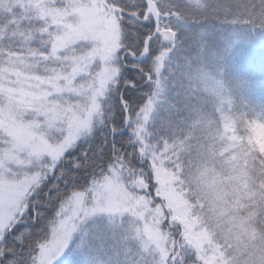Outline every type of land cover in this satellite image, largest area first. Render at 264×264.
Returning a JSON list of instances; mask_svg holds the SVG:
<instances>
[{
  "label": "rangeland",
  "instance_id": "obj_1",
  "mask_svg": "<svg viewBox=\"0 0 264 264\" xmlns=\"http://www.w3.org/2000/svg\"><path fill=\"white\" fill-rule=\"evenodd\" d=\"M188 1L196 4L194 9L203 14L211 7L208 0ZM25 2L32 5L27 12L30 19L23 25L31 39L23 45V55L16 62L5 64L6 57L0 56V71L7 76V79L0 80V183L19 182L38 171L32 160L36 155L41 159L49 155L57 148L61 135L68 134L73 105L92 102L89 110L82 114V123H86V127L81 131L79 146L86 147L90 141L96 140L98 125L109 116L102 118L98 114L107 109L106 106L101 108L95 97L101 88L105 91L116 88L115 81L103 76L105 69L111 71L110 62L95 57L85 59L81 55L86 52L89 42L80 40L61 51L63 45L58 39L68 30L54 26L52 15L40 18L41 13L49 14L53 8L64 9L69 0H56L54 5L52 0ZM85 3L103 9L110 40L121 44L117 53L119 66L122 69L125 65L133 68L137 64L155 67L158 82L152 84L153 97L139 113L127 106L123 97L119 100L112 96V100L118 101L116 108L125 114L124 129L114 132H125L126 139L121 142L135 146L134 150L130 149L133 154L137 149L148 162L145 171L148 178L140 176L138 181L131 175L130 166L113 164L88 179H80V185L74 188L82 219L86 217L88 227L98 234L105 231L119 237L125 251L140 260L143 257L150 259L152 264H178L184 257L197 262L193 264L258 261L264 254L261 251L264 245L253 225L257 218L253 212L255 192L249 184L248 157L244 150L245 140L250 138L249 142L264 154V123L250 124L244 133H240L228 112L231 97L222 84L221 72L217 77L210 70L192 66L187 70L189 76L184 77L182 99L178 97L174 101L192 104L194 99L206 96L218 109L219 125L206 129L193 146L190 141L184 143L186 136L180 133L182 129L178 128L176 117L171 113L173 102H166V64L149 59L151 43L148 39L155 36L166 42L169 39L164 34L168 25L165 18L169 15L157 8L153 0H144V6L154 4L157 8L159 31L153 34L157 27L154 13L149 8L140 21L145 24L134 26L133 23L139 21L125 18L123 12L111 6L108 0H85ZM232 3L242 13H249V19L254 16L250 8L245 10L243 0ZM95 10L84 8L81 12L95 19L92 16ZM223 11L227 12L224 7ZM74 19L75 16L68 18L69 21ZM237 36L238 33L231 41L233 47L244 41L243 36ZM4 45L8 46V43L5 41L0 47ZM128 46L133 47L131 49L138 47L136 52L129 53L130 59L125 54ZM20 50L12 48V51ZM146 50L148 56L144 58ZM147 79L151 81L150 76ZM10 90H16L11 102L8 99ZM103 99L101 94L100 100ZM109 130L106 134L114 140L115 134ZM117 140L120 139L115 138V142ZM117 146L112 141L109 149L114 152ZM203 147L208 151L202 152ZM142 158L136 162L140 167L145 163ZM132 159L136 161L134 155L129 158ZM68 187L60 185V191L71 193L73 186ZM40 198L43 199V194ZM45 209L40 207L39 211L44 213ZM50 213L48 208L45 215ZM27 219L29 222V217ZM162 225L167 231L162 230Z\"/></svg>",
  "mask_w": 264,
  "mask_h": 264
},
{
  "label": "trees",
  "instance_id": "obj_2",
  "mask_svg": "<svg viewBox=\"0 0 264 264\" xmlns=\"http://www.w3.org/2000/svg\"><path fill=\"white\" fill-rule=\"evenodd\" d=\"M153 1L157 8L169 15V18H165L168 25L164 31L169 39L166 42L160 36H155L150 44L149 59L155 63L159 60V62L166 64L164 68L166 69L164 72L167 79L166 85H168L166 102L168 104L173 102L170 106L171 113L176 117L178 128L182 129L180 133L183 132L186 136L184 143L190 141V145L193 146L203 136L206 129L217 128L219 125V115L216 112L218 109L213 101L206 96L202 95L198 100H196L197 98L194 99L192 104L187 101L186 103L184 101L182 103H178V100L174 101L178 97L182 99L181 95H184V77L189 76L187 70L192 66L201 67L206 71L210 70L217 77L221 72L222 84L231 97V108L228 112L232 116L234 126L239 129L240 133H244L250 124L264 123V0H243L244 3L242 4L246 5L245 10L248 11L250 8L251 12L253 11L254 16L250 19L249 13H242L232 3L236 0H208V5L211 7L207 9L208 13L206 14L195 10L194 6L196 4H191L188 0ZM108 2L111 6L123 12L125 18L137 19L139 22H134V26L145 24L140 22L144 19L148 8L146 5L144 6V0H108ZM140 4L141 6H139ZM137 6L140 8H136ZM223 7L226 9V13H224ZM151 27L149 31L152 30ZM236 33H238L237 38L243 36L244 41L233 47L231 41ZM251 39L255 43L258 41L260 44H251L253 42ZM3 47L7 48L8 46L4 45ZM131 48L133 47L128 46L126 48L127 59H130L129 53L131 51L136 52L138 47ZM148 76L151 79L149 82ZM157 77L155 67L153 69L147 67L146 64H137L132 68L125 65V69H122L119 78L120 87L117 88L116 85L115 89L117 92L122 93L127 106L139 113L143 105L153 97V91L150 88L152 84H156ZM125 81L134 82L135 86L124 87ZM178 82L181 83V86ZM115 96L120 100L119 96ZM117 102L114 101L115 116L113 119L105 117L102 125H98V138L90 141L86 147L84 145L78 147V154H87V167L81 169L75 185H80V179L84 177L88 179L99 170L112 167L113 164L130 166V171H133L131 175L138 181L140 176L141 178H144V176L148 178L147 172L145 173L148 169V162L143 160L137 149L133 154L131 150H134L135 146L121 142L123 138L126 139L125 132L122 134H115L114 132L125 127L123 126L125 114L116 108ZM109 128L113 130H109ZM108 130L115 134L114 140L106 134ZM246 134L247 132L243 135ZM100 135L102 136L100 137ZM115 138L120 140L115 142ZM249 140L250 138L245 140L244 151L248 157L249 184L255 192L256 205L253 212H255L257 218L253 225L255 230L258 231L261 244L264 245V154L255 148ZM112 141L118 145V149L114 152L109 149ZM131 142L133 144V140ZM204 151H208L207 148L203 147L202 152ZM129 153L131 156H135L136 161L134 159L129 160L131 157ZM246 155L243 156L246 157ZM81 158L84 159L83 156ZM139 158H142V161L145 162L141 167L136 163ZM206 158L208 157L206 156ZM54 180L53 182H55ZM60 185L64 184L61 183ZM71 187L72 185H69L68 189ZM46 211H48V208L44 210V214H46ZM28 217L29 224H31L35 218V211L30 213ZM163 229L167 231V227L162 225ZM168 229L171 228L168 227ZM95 234L102 242L104 264H152L150 259L143 257L140 260L139 257L125 251L126 249L119 242V237L116 238V236L105 231L100 234L95 232ZM261 249H264V246ZM172 250L174 252L175 248L173 247ZM182 254L181 252L180 255ZM181 261L178 264L197 263L186 259V257L182 258Z\"/></svg>",
  "mask_w": 264,
  "mask_h": 264
},
{
  "label": "snow or ice",
  "instance_id": "obj_3",
  "mask_svg": "<svg viewBox=\"0 0 264 264\" xmlns=\"http://www.w3.org/2000/svg\"><path fill=\"white\" fill-rule=\"evenodd\" d=\"M55 2L52 0L53 5ZM31 7L25 0H0V45L5 41L8 43L7 48L0 47V55L6 57L5 64L19 60L23 55V45L31 39L23 27L24 22L30 19L27 12ZM84 8L96 9L92 14L95 19L82 14ZM45 15H52L54 26L68 30L58 39V43L63 45L61 51L80 40L89 42L86 52L81 55L85 59L95 57L96 60L110 62L111 71L105 69L103 76L120 87L122 68L117 53L121 44L110 40L103 9L96 4L85 3V0H69L64 9L53 8L49 14L41 13L40 18ZM73 16L75 19L69 21L68 18ZM13 47L21 50L12 51ZM3 79L7 76L0 71V80ZM123 86L134 87L135 83L125 81ZM15 91L10 90L9 102ZM101 94L103 100H100ZM113 95L122 99V93L116 89L105 91L103 88L95 97L101 108L106 106V112L98 113L102 118L115 116ZM89 103L92 102L72 106L68 134L61 135L57 148L49 155L43 159L36 155L32 160L34 169L38 168V171L19 182L0 183V264H104L102 242L94 229L88 227L87 218L82 219L80 201L74 188L79 172L87 167V154H78L77 149L81 131L86 127V123H82V114L89 110ZM61 183L65 187L72 185V192L62 193ZM41 194L44 199L40 198ZM40 207L51 209V213L45 215L39 211ZM33 211L35 218L29 224L27 217ZM245 264H264V254L258 261L250 259Z\"/></svg>",
  "mask_w": 264,
  "mask_h": 264
},
{
  "label": "water",
  "instance_id": "obj_4",
  "mask_svg": "<svg viewBox=\"0 0 264 264\" xmlns=\"http://www.w3.org/2000/svg\"><path fill=\"white\" fill-rule=\"evenodd\" d=\"M149 7L152 8L153 13H154L155 23H156V26H157V30H156V34H157V32L159 31L158 13L156 12L157 11V8H156V6L154 4L152 6L149 5ZM144 53H145V57H147L148 56L147 55V50Z\"/></svg>",
  "mask_w": 264,
  "mask_h": 264
},
{
  "label": "bare ground",
  "instance_id": "obj_5",
  "mask_svg": "<svg viewBox=\"0 0 264 264\" xmlns=\"http://www.w3.org/2000/svg\"><path fill=\"white\" fill-rule=\"evenodd\" d=\"M152 11V10H151Z\"/></svg>",
  "mask_w": 264,
  "mask_h": 264
}]
</instances>
